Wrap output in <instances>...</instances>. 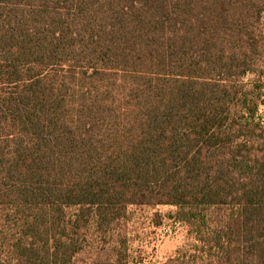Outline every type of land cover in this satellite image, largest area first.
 I'll return each mask as SVG.
<instances>
[{"label": "trees", "instance_id": "16d2710c", "mask_svg": "<svg viewBox=\"0 0 264 264\" xmlns=\"http://www.w3.org/2000/svg\"><path fill=\"white\" fill-rule=\"evenodd\" d=\"M263 15L264 0H0V207L43 243L17 249L66 262L73 245L49 238L68 227L231 206L203 263L264 264V129L240 96Z\"/></svg>", "mask_w": 264, "mask_h": 264}, {"label": "rangeland", "instance_id": "374dc122", "mask_svg": "<svg viewBox=\"0 0 264 264\" xmlns=\"http://www.w3.org/2000/svg\"><path fill=\"white\" fill-rule=\"evenodd\" d=\"M261 26V39L264 41V15ZM260 59L258 70L242 80L240 96L246 94L247 90H252L256 95L259 100L256 121L260 122L263 126L261 129H264V53ZM67 69L65 66L51 72V76L64 78L69 73ZM177 210V206L170 204L154 207L133 205L129 207L127 217L120 219L109 229L100 230L95 223L82 230H72L68 227L66 236L56 233L57 236L51 235L49 238L50 245H53L57 238L73 245V252L68 256V260L63 262L61 257L64 255L60 254L56 262L53 259H44V255L30 258L24 249L18 250L19 243L27 246L35 242L34 245L39 246L43 244L42 240L37 242L26 237L21 228L9 221V210L0 207V264H169L171 261L172 264L206 263L211 256L217 255L218 248L215 246L218 245L213 241L206 243L205 239L201 238H207L215 230L222 228L227 214L231 215L234 208L211 207L206 213L203 208H199L187 215L189 221L179 219ZM250 264L255 263L252 261Z\"/></svg>", "mask_w": 264, "mask_h": 264}]
</instances>
